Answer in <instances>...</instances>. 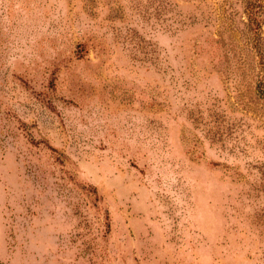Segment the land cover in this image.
I'll use <instances>...</instances> for the list:
<instances>
[{
  "label": "rangeland",
  "instance_id": "obj_1",
  "mask_svg": "<svg viewBox=\"0 0 264 264\" xmlns=\"http://www.w3.org/2000/svg\"><path fill=\"white\" fill-rule=\"evenodd\" d=\"M0 264H264V0H0Z\"/></svg>",
  "mask_w": 264,
  "mask_h": 264
}]
</instances>
